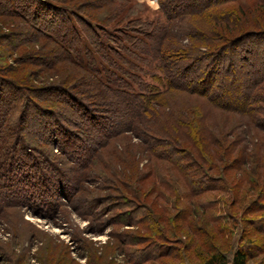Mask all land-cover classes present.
Listing matches in <instances>:
<instances>
[{
	"label": "rangeland",
	"instance_id": "374dc122",
	"mask_svg": "<svg viewBox=\"0 0 264 264\" xmlns=\"http://www.w3.org/2000/svg\"><path fill=\"white\" fill-rule=\"evenodd\" d=\"M132 1L110 6L116 13L110 25L139 30L135 23L138 19L149 27L164 29V68L169 77L184 68L180 80L184 89L169 85L167 91L152 99L154 103L137 121L131 122H127L128 110L119 98L64 61L59 48V56L47 65L42 56L53 50V45L33 37L32 28L24 20L0 18V76L11 80L20 90L59 83L69 95H55L60 104L77 98L93 118L88 123L85 111L71 115L73 126L69 130L81 127L80 140L89 147L85 151L77 148L72 155L70 147L57 150V145H61L57 134L20 136L32 148H25L29 155L23 158L24 162L31 164L29 157L37 160L38 155L41 161L38 160L39 170L31 172L36 190L28 189L27 194L31 195L23 199L17 192L7 194L0 205V264H132L129 250L148 246V242L133 245L136 235H147L168 248L166 253L143 264H201L205 244L224 250L229 258L239 243L241 229L251 231L244 241L250 253L247 264H264V213L244 212L258 191L245 178L257 180L264 175V130L258 126L264 120V79L243 105H238V89L225 91L229 94L225 98L227 105L225 101L206 100L220 87L224 76L221 69L232 51L239 65L240 57L245 55L241 50L250 48V42L264 43V6L256 0L220 4L213 0L200 13L195 8L193 13L186 12L193 9L186 1L169 0L173 14L166 17L157 0ZM101 4L102 0H76L72 8L81 14L96 15ZM23 7L30 10L33 4ZM229 10L233 18H228L226 24L220 16ZM54 21L55 25L48 27L50 32L59 28L57 18ZM38 26L47 30L44 25ZM193 31L203 41L197 43L199 50L208 52V48L218 46L223 55L206 90L199 83L193 85L202 76L200 70L192 67L193 51H188L192 42H198L190 34ZM201 33H216L218 38L213 36L212 41H205ZM231 38H238L237 42L243 38V43L230 52L227 44ZM263 50L259 49V54L263 53L264 58ZM152 70L151 83L156 85L158 81L153 77H163L164 73ZM232 95L238 101L232 102ZM71 108L67 105L69 111ZM32 127V131L38 130L37 126ZM6 129L13 130L8 126ZM5 137L0 139V190L4 163L16 149L12 148L11 135ZM179 148H185L190 161L199 163L204 172L222 184L217 181L215 189L193 193L186 183L188 178H195L191 164L180 171L171 161L183 156ZM166 151L172 157L159 155ZM42 174L48 177L41 182L46 189L39 185ZM239 176L244 178L242 184ZM257 183L260 184L259 179ZM125 200L145 204L149 220H137L139 214L134 219L129 217L130 209L123 207ZM252 220H261L257 225L262 229L249 226ZM255 239L263 251L250 246L249 240Z\"/></svg>",
	"mask_w": 264,
	"mask_h": 264
},
{
	"label": "trees",
	"instance_id": "16d2710c",
	"mask_svg": "<svg viewBox=\"0 0 264 264\" xmlns=\"http://www.w3.org/2000/svg\"><path fill=\"white\" fill-rule=\"evenodd\" d=\"M157 1L162 11L166 12V14L164 13L166 17L173 14V11H171L173 6L168 4L169 0ZM184 1H186L185 3L188 5L190 4L191 7L193 6V9L189 8L190 10H183L186 12L193 11V13H195L194 11L196 9L197 12L200 13V11L206 8L213 0ZM215 1L220 4L230 0ZM256 1L259 5L264 6V0ZM75 2L76 0H0V18L17 17L18 19H22L32 28L33 37L36 39L40 38L52 44L53 50L44 53V56H42L43 59L48 62L47 65H50L51 62L59 56L57 51L59 48V51H61L60 55L64 58V61L68 62L73 68L92 80L97 86L119 98L124 107L128 110L127 122L137 121L139 117L148 110L149 106L154 103L152 99L161 93L163 94L164 91H167L169 85L184 89L180 84V80L183 77L181 74L184 68H180V71L174 77H169V74L164 68V62L161 59V36L163 35L164 29H157V27L154 26L149 27V24L137 21L138 19L135 23L138 24L139 30H130L127 25L123 27H119V25H110V23L114 21L116 15L110 6L117 2L121 4L133 2L132 0H102V4L99 7L100 11L96 15H91L89 13L81 14L76 11V9L74 10L72 5H75ZM30 4H33L30 10H26L23 7L25 5L29 6ZM190 12L188 14H190ZM55 18L58 20L59 28H57V32H50L48 27L55 25ZM220 18H223L227 24L229 19L233 18L232 11L229 10L227 14L224 13V16H220ZM35 21L39 22L38 25H44L47 30L43 28V31ZM217 25L220 27V30H222V27L219 24ZM145 29L148 30L146 31ZM190 34L191 36H196L194 40L198 41L192 42V45L188 47V51H193L194 53L192 61L195 64H192V67L194 65L197 70H200L202 75L193 85L199 83L198 85L206 90L213 81L214 70L217 68L220 63L219 60L222 59L223 55L218 46L208 48V52H202V50H199L200 45L197 43L203 41L200 40L201 38L195 32H190ZM201 34L203 35V40L209 42L214 39L212 38L213 36L218 38V34L216 33L210 34L209 36L211 37L203 33ZM25 36L27 37V35ZM252 37H257V35H253ZM237 40L238 38H231L228 40L229 43L227 47L229 46L228 49L230 52L243 43L241 40L239 42H237ZM252 43H255L260 51L262 47L264 48L263 42H250L248 44L250 48L241 50L245 55L240 57L239 65H237L236 59L233 58L232 55L234 51H232L227 57V62L221 69V73L224 75L221 78V85L217 90L212 92L210 98H206L208 102L225 101L227 105L229 102L226 99L229 94H226L225 91L228 89H238L241 92L240 96H238L241 100L238 105H243L245 101L247 102L256 93L259 87L258 85L264 79V58L262 56L263 53L259 54V49L254 48L255 46L254 44L251 45ZM203 63L208 66L204 67ZM254 67H256V69ZM153 68L164 73L163 77L161 75L153 77L158 81L156 85L151 83V80L153 81ZM161 87L163 88L161 89ZM192 87L191 85L189 89ZM25 88L26 90L23 88L20 90L11 80L0 76V139L3 138V136L7 138L5 136L11 135L12 148L16 147V149L12 150L11 154H9L8 158L5 156L8 160L6 159L4 163L5 168H3V170H5L1 173V189L3 191L0 190V205L6 200L4 197H8L7 194L11 195V193L17 192L18 197L23 199L26 195H31L27 194L28 189L31 191L36 190L34 189V187H36V180L31 172L32 170H39L38 160H40V157L38 154H40V151L38 150L37 160L29 157V161L32 160L29 162L31 164L25 163L23 158L29 155L25 148L29 150L32 148L26 146L28 144L20 137L21 135L30 136L34 134L40 137L43 134H57L60 136L61 140V145H57L59 146L57 150L61 151L64 147H70L73 149L70 155H72L77 148L83 151L89 149L88 145L80 140L81 137L79 133H81V127L79 128L78 126L75 130H69L68 128L69 126H73L71 115L74 113V115H77L76 111H78V113L85 111L79 99L69 98L70 102L68 104L61 105L60 100L55 98V95L62 94L68 97L69 95L66 94L63 86L59 83ZM261 96L262 99H264V93ZM223 98L226 99L221 100ZM230 100H232V102L238 101L233 95ZM67 105L72 107V111L67 109ZM85 113L87 116L85 120H87L88 123L92 122V113L90 111H85ZM13 123H15V125ZM7 126L13 130L7 131ZM32 126H37L38 130L32 131ZM258 126L264 130V120H261ZM100 127H103L102 124H100ZM106 129L110 131L109 128ZM107 131L106 133H108ZM54 140L58 139L54 138ZM173 141L176 142L177 140L175 139ZM42 142L47 144L46 140H42ZM78 143H82L81 146ZM179 149L182 151L183 156H178V158L173 157L171 161L180 171H182L185 166L187 167L188 164H191L195 178L192 180L188 178L186 183L193 193L215 189L217 181L221 183V180L213 178L210 174L206 173V171L204 172V169L199 163L194 160L190 161L187 151L184 150L185 148ZM159 155H161V157H172L173 154L166 151V153L161 152ZM180 159H186L188 161L180 163ZM44 161L46 162L47 160ZM245 163L246 160H244V164ZM53 169L56 173H59L56 167H53ZM47 178L42 174L39 185L45 187L41 182H44ZM239 179L241 183V180L244 178L243 176H241V178L239 176ZM245 179L251 186L256 187L258 191L255 199L247 204L244 212L249 214L264 213V203H262V201H264V175L258 178L260 184H256L258 179ZM17 183H20L21 186H18ZM24 185H26V187H22ZM123 207H128V209H130L128 213L129 217L132 219H134V215L138 214L137 220L143 218V221H145L147 218L148 220L150 218L146 205L141 201L137 203L135 200H125L123 201ZM131 209L134 210L131 212ZM126 214L127 213L124 215ZM231 218L236 221L235 216L231 215ZM259 221L261 220H252L248 225L255 230H260L262 228L257 225L260 223ZM262 221L264 222V220ZM239 232L241 235L239 243L233 248L229 258L224 250L219 249L215 245L205 244L201 264H247L250 259V253L244 243L246 242L245 236L248 234L250 235L251 231L241 229ZM134 237L135 239L132 241L133 245L148 242V246H143L137 250H129L132 264H143L146 260L153 259L166 253L168 250L166 246L158 244V242L153 241L152 238L148 239L147 235H136ZM157 237L163 239L161 235ZM255 240L256 241L249 240L250 246L254 248V250H258V252L261 250L263 251V249H261V244L257 242V239ZM176 241L178 243L180 239L177 237Z\"/></svg>",
	"mask_w": 264,
	"mask_h": 264
},
{
	"label": "built area",
	"instance_id": "2783aa9c",
	"mask_svg": "<svg viewBox=\"0 0 264 264\" xmlns=\"http://www.w3.org/2000/svg\"><path fill=\"white\" fill-rule=\"evenodd\" d=\"M156 0H148L149 3H153L155 2Z\"/></svg>",
	"mask_w": 264,
	"mask_h": 264
}]
</instances>
